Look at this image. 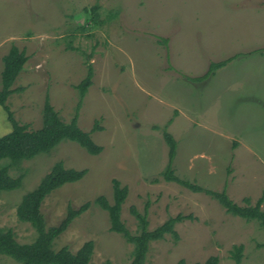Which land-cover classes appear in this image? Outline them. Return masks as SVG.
<instances>
[{
    "label": "rangeland",
    "instance_id": "rangeland-1",
    "mask_svg": "<svg viewBox=\"0 0 264 264\" xmlns=\"http://www.w3.org/2000/svg\"><path fill=\"white\" fill-rule=\"evenodd\" d=\"M97 5L98 17L90 12ZM85 8L88 11H85ZM11 45L27 56L7 105L30 129L41 125L49 99L64 121L75 113V85L93 67L92 84L77 124L102 147L90 155L62 141L48 154L24 161L21 188L0 193V227L19 243L35 231L20 222L16 207L55 161L86 169L82 179L50 193L41 205L47 226L104 195L112 201V180L127 187L121 220L135 232L146 215L148 229L180 215L173 235L150 243L145 264H233L229 250L242 245L241 264H264V229L256 220L227 214L203 192L161 176L168 160L164 132L176 142V176L202 188L225 191L238 205L264 197V0H0V72ZM239 54L208 78L211 62ZM1 85V77H0ZM11 126L0 106V136ZM5 161V160H3ZM264 210V201L261 205ZM190 215V216H189ZM106 211L92 205L55 240L54 248L76 252L94 242L89 264H127L132 245L109 229ZM0 264H17L0 257Z\"/></svg>",
    "mask_w": 264,
    "mask_h": 264
},
{
    "label": "trees",
    "instance_id": "trees-1",
    "mask_svg": "<svg viewBox=\"0 0 264 264\" xmlns=\"http://www.w3.org/2000/svg\"><path fill=\"white\" fill-rule=\"evenodd\" d=\"M98 8L97 5L90 8V12L97 17ZM85 11L87 12L88 9L85 8ZM238 55L211 62L208 70L202 76L191 79L202 81L208 78L215 70L223 67ZM26 61L25 52L16 45H11L2 57L0 106L6 112L11 130L0 136V193L19 189L23 184V173L12 176L10 168H19L24 161L31 160L40 154L50 153L62 141L75 142L90 155H98L102 151V147L95 143L91 137L92 132L101 130L97 121H95L90 131H84L77 124L78 111L88 88L92 84V65L87 64L85 76L75 85L78 102L72 118L69 121H64L46 97L42 107L41 125L36 129H30L27 124L20 123L14 118L7 105V99L13 92L24 89L22 87L13 88L12 86ZM164 137L168 143V160L165 168L161 171L163 180L175 182L193 192H203L216 200L227 214L245 220H256L260 227L264 229V210L261 208L264 201L263 195L254 204H251L250 199L245 197L243 199L245 205H238L223 190L205 189L188 180L179 178L175 175L172 165L176 142L167 132H164ZM86 173V169L69 168L62 161H55L37 185L22 195L16 207L17 219L31 225L35 231V238L30 243H19L11 228L0 227V257H8L17 264H89L93 255V241L84 242L76 252L70 251L67 246L55 249L54 242L76 217L83 214L92 205L106 211L110 221V231L122 235L126 242L132 245L131 259L127 264H145L151 242L163 239L167 235H173L176 239L177 235L173 227L175 222L181 219L180 215L175 218L170 217L157 227L148 229L146 215L139 214L134 208H131L130 211L138 221L136 231L131 232L121 220V208L127 196V187L116 179L112 180V201L104 195H98L92 201H86L78 207L68 205L65 215L59 223L47 226L41 211L44 199L64 184L79 181ZM242 249V245L238 244L233 245L229 250V257L233 260V264H241ZM218 262V257L212 255L202 263L195 262L192 264H218ZM176 264L189 263L180 259Z\"/></svg>",
    "mask_w": 264,
    "mask_h": 264
}]
</instances>
